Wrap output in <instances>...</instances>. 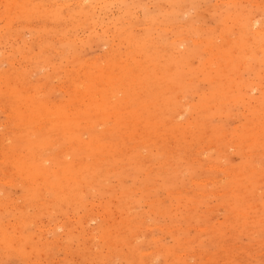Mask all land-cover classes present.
<instances>
[{"label":"rangeland","instance_id":"1","mask_svg":"<svg viewBox=\"0 0 264 264\" xmlns=\"http://www.w3.org/2000/svg\"><path fill=\"white\" fill-rule=\"evenodd\" d=\"M12 1L0 264H264V0Z\"/></svg>","mask_w":264,"mask_h":264},{"label":"bare ground","instance_id":"2","mask_svg":"<svg viewBox=\"0 0 264 264\" xmlns=\"http://www.w3.org/2000/svg\"><path fill=\"white\" fill-rule=\"evenodd\" d=\"M8 1V0H7ZM15 1V0H14ZM14 1H12L11 3H13ZM23 1V0H22ZM17 2V1H16ZM19 2V1H18ZM64 2H66V1H63L62 3H64ZM61 3V4H62ZM75 4V3H74ZM18 5V4H17ZM56 5V4H55ZM68 5V4H67ZM16 5H14V7H15ZM19 7H20V5H18ZM53 6V5H52ZM185 6V5H184ZM13 7V6H12ZM86 7V6H85ZM182 7V6H181ZM7 8H9V6L8 7H6V9ZM17 8V7H16ZM66 8V7H65ZM14 9V8H13ZM13 9H12V11H13ZM87 9V8H86ZM21 10V9H20ZM8 11V10H7ZM11 11V10H10ZM11 14H13V12H10ZM11 14H9V15H11ZM8 15V14H7ZM11 18V17H10ZM8 20V19H7ZM13 20V19H12ZM71 21V20H70ZM12 22H15V21H12ZM11 22V23H12ZM72 22V21H71ZM74 22V21H73ZM256 22V21H255ZM41 24V23H40ZM61 24V23H60ZM61 26V25H60ZM103 26V25H102ZM251 26V25H250ZM7 27V26H6ZM8 28V27H7ZM6 28V29H7ZM164 28V27H163ZM96 29V28H95ZM105 30H107V29H105ZM261 30V29H260ZM259 30V31H260ZM256 31H258V30H256ZM91 32V31H90ZM93 32V31H92ZM107 32V31H106ZM257 33V32H256ZM8 35V34H7ZM46 35V34H45ZM2 36V35H1ZM225 37V36H224ZM183 38H185V36L183 37ZM41 39V38H40ZM116 39V38H115ZM112 40V39H111ZM131 40V39H130ZM113 41V40H112ZM195 42V41H194ZM110 43V42H109ZM113 43V42H112ZM110 45V44H109ZM263 45V44H262ZM112 46V45H111ZM261 47V46H260ZM109 48H110V46H109ZM46 49V48H45ZM51 49V48H50ZM22 50V49H21ZM44 50V49H43ZM42 50V51H43ZM109 50V49H108ZM20 51V50H19ZM107 51V50H106ZM62 54V53H61ZM63 55V54H62ZM72 55H74V54H72ZM136 56V55H135ZM95 58V57H94ZM97 60V59H96ZM95 60V61H96ZM100 61V60H99ZM103 62L104 61H102V64H103ZM48 66V65H47ZM102 66V65H101ZM49 68V67H48ZM84 68V67H83ZM85 70V69H84ZM83 70V71H84ZM7 74V73H6ZM1 78V77H0ZM9 79V78H8ZM71 79V78H70ZM2 81H3V79H1ZM69 80V79H68ZM78 80V79H77ZM70 83V82H69ZM70 85V84H69ZM81 85V84H80ZM3 87V86H2ZM18 87V86H17ZM21 88V87H20ZM69 89V88H68ZM81 89V88H80ZM75 91V90H74ZM9 92H11V91H9ZM13 92V91H12ZM12 92L10 93L11 95H12ZM72 93V92H71ZM73 94V93H72ZM96 95H97V93H96ZM13 96V95H12ZM77 96V95H76ZM98 96V95H97ZM1 97V96H0ZM48 101V100H47ZM81 101V100H80ZM9 102V101H8ZM58 103V102H57ZM79 104V103H78ZM51 108V107H50ZM68 110V109H67ZM69 111V110H68ZM28 117V116H27ZM42 122V121H41ZM36 129V128H35ZM83 134V133H82ZM54 135V134H53ZM59 135V134H58ZM85 138V137H84ZM134 147V146H133ZM68 148V147H67ZM70 149V148H69ZM17 150V149H16ZM2 152V151H1ZM123 152V151H122ZM61 154V153H60ZM57 156V155H56ZM1 160H3V159H1ZM6 160V159H5ZM211 164V163H210ZM126 167V166H125ZM219 168V167H218ZM222 168V167H221ZM114 169V168H113ZM117 169V168H116ZM112 177V176H111ZM144 188V187H143ZM146 188V187H145ZM176 192V191H175ZM202 193V192H201ZM217 193V192H216ZM219 194V193H218ZM201 195V194H200ZM156 197V196H155ZM101 202V201H100ZM87 212V211H86ZM12 222V221H11ZM30 222V221H29Z\"/></svg>","mask_w":264,"mask_h":264}]
</instances>
